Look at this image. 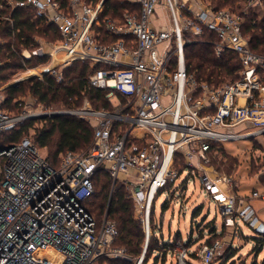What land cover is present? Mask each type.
I'll return each mask as SVG.
<instances>
[{"label": "built area", "instance_id": "2783aa9c", "mask_svg": "<svg viewBox=\"0 0 264 264\" xmlns=\"http://www.w3.org/2000/svg\"><path fill=\"white\" fill-rule=\"evenodd\" d=\"M253 1L248 5L256 4ZM130 2L133 8L126 9L124 16L111 18L102 12L104 0L96 4L86 0H0V54L9 56L5 63L0 59V66L13 62L15 56L25 66L8 85L30 79L47 82L48 75L60 85L65 70L83 62L92 68L89 85L106 90L110 103L116 99L111 109L93 108L85 98L78 106L53 110L31 96L38 104L20 101L18 110L11 111L0 98V264L133 260L125 248L113 247L119 235L116 222L106 213L98 224L85 206L95 192L94 176L101 168L108 169L115 180L122 172L129 175L147 229L145 252L157 196L180 176L171 167L177 152L191 148L208 161L212 142L264 134V55L251 49L243 33L246 10L212 4L193 9L192 0ZM19 7L31 20L39 21V26H55L60 35L47 44L34 36L30 45L20 49L11 44L4 36H14L12 30L7 33V26L13 27V12ZM209 32L214 39L206 38ZM195 42L211 43L217 56L226 51L240 53L244 69L239 78L219 86L198 84L188 71L186 54V48ZM35 58L47 60L28 64ZM200 87L205 93L194 97ZM52 115L92 122L91 146L82 152H62L56 166L29 137L4 141L7 133L20 129L26 121ZM190 174L196 171L190 169ZM201 178L223 213H232L236 197L221 188L223 181L232 180L212 179L207 173ZM253 196L264 199V188L255 190ZM235 211L253 230L264 234V222L251 205ZM177 246L179 264H188V248L180 242ZM221 246L219 240L205 243L196 253L210 264ZM142 260L140 257L137 264Z\"/></svg>", "mask_w": 264, "mask_h": 264}, {"label": "rangeland", "instance_id": "374dc122", "mask_svg": "<svg viewBox=\"0 0 264 264\" xmlns=\"http://www.w3.org/2000/svg\"><path fill=\"white\" fill-rule=\"evenodd\" d=\"M98 1L100 0L93 1V3L96 4L98 3ZM216 1L215 0H192V3H189V5L193 9L197 7H209L211 4L213 6L217 5ZM232 1H233V4L227 3L222 6L231 7L236 11L246 10V13L244 14L243 33L245 37L249 40L250 47H251L252 46V35H251L252 31H248L247 33V32H244V30H245V27L247 26V22L250 20L252 15L256 17V20L258 23L264 22V0H261L260 2L257 0H254L256 4H253L252 6L248 5L251 0H232ZM125 2L127 3L126 5L128 6V8L126 9L133 8L130 0H125ZM104 6H105V2H104ZM104 11H105V7L103 8V11H102L103 14H104ZM124 12H125V9L124 10L121 9L117 14H113L112 12H110L109 14L114 15V17H111V16H108V17L121 18L122 16H124L123 14ZM166 17H167V14H166ZM36 36L39 37L41 43L43 44H47L49 40L52 41V39L55 38V37L54 38L50 37L49 39V38H46V36L44 37L40 35H36ZM206 38L211 39V40L214 39V37H206ZM253 51L264 55V51H259V50L258 51L253 50ZM234 52L240 58V53L236 51ZM214 53L217 56L215 49H214ZM223 54L224 53H222V55ZM222 55L217 56V57L220 58L222 57ZM8 58L9 56L6 54V52L4 54H0V59L3 61V63H5ZM243 69L244 67L241 66L239 71ZM18 72H23V71H17V73ZM16 75L18 74L15 73L10 80L11 81L14 80ZM9 82L10 81H8L7 83L3 85H0V98L3 101L6 96L5 88L9 86L8 85ZM197 82L198 84H201L202 82H207V81H197ZM208 84L211 86H215L210 83ZM24 86H26L24 92L19 93L17 98L15 99L16 101L14 102H17V101L23 102L25 100L27 103L31 102V103L38 104V101L36 99L31 98L32 95L29 92V89L26 83H24ZM200 93H205L202 87H200V89L197 90L196 93H194V97H196ZM114 100L115 101L113 102L111 101L112 103H110L112 104L111 108H113L114 102H116V99ZM89 105L93 108H96V106L91 101H89ZM43 106L46 107L45 105ZM11 107L16 108L14 106H11ZM63 107H64L63 102L61 101V102H54L51 105H49L47 108L56 110V109H62ZM10 110L17 111L18 108L16 110L15 109L13 110L10 109ZM42 125L43 123H41V121H38L37 123H35L29 129L25 137H29L35 144H37L41 148V152L44 156L51 158L52 160H56L54 159L52 152H50V148L41 147L34 140L33 136L35 134L36 128L42 127ZM241 127L242 126L237 127L236 130L240 129ZM260 138H258L257 140L242 139V140H234V141H231V140L220 141L218 145L216 146V148L213 150L212 154L209 155V153H207L208 154L207 156L209 159L208 161H205L204 159L199 157L197 152H194L191 148L189 150H187L186 148H183L182 150L177 152L174 156V160H173L171 167H173L174 170L180 173L179 167H182L184 165L185 171L182 174H180L178 179L175 181V184H171L167 186L166 189L160 192L159 195L157 196L156 207H155V218H156L155 222L157 224L156 233H160L159 235L162 236V238H165L166 236L167 239H170V237H173L175 240L184 239V242H187L188 245L190 246V245H195L196 243L198 244L201 238H205V237L210 238L211 236L208 235V232L210 234L211 230H214V233L212 236L216 238V240H219L222 246L218 249L212 263L210 264H260L262 260L264 259V244L260 246V242L257 241L255 237H253V236H258L259 233L253 230L247 222H244L243 220L239 218L238 215L235 214V213H238L235 210L245 208V205L238 206L237 204L238 195L229 193L230 196L236 197V200L234 201V211L230 214H226L225 212L223 213L224 210L222 211L221 206L217 203L216 198L214 196H211L208 193L203 181L200 178L202 177L203 173H207L211 176V178L213 177V179H219V177L224 176V177L230 178L232 180V183H234L233 178L228 175H234V170L236 168V165L237 164L241 165L240 174H243V179H246L245 177H247V179L244 180V182L247 183L246 186H248V189L250 188L248 190V193H250L249 195L251 196L252 194V197H254L253 193H251L250 191H251V188L255 186V181L253 180V178L251 179L250 173L253 176H257V177L259 176L260 179L261 178L264 179V139H263L264 137L261 139ZM235 156H238L241 159L242 164H240L239 161H237V157ZM246 165H248L247 166L248 170H250L249 176L245 175ZM188 167H191L190 169H193L194 171H196V174L198 175L199 178L197 176L195 177L194 175H191L190 169H188ZM103 169H106V168H103ZM128 176L129 175L126 172L125 173L122 172V174L120 175V178L115 180L113 176L111 175V177L108 179V182H109L108 201L117 192L118 188L122 186L125 192L126 199H128L131 202L134 216L141 223L145 233H144V240L142 243V247L140 248L139 254H133L130 251H128L126 247L121 246L119 244V241L117 240L118 238L117 237L115 239L113 247L125 248L127 253L134 257L133 260H129V261L122 260V259L117 260V261H120L119 263L121 264H137L140 257H143L141 264H179V260L176 259L177 256L173 254L174 252L177 251V248H176L177 245L173 247L172 244L166 243L165 240H163V243H161L162 239H161V242H160L161 244H160L154 237L152 238V236L156 234L154 233L152 228L150 232L151 235L149 237L148 246H147L146 251L144 252V247H145L146 239H147V232H146L147 229L145 228L144 221L140 213V202L132 194L133 184L128 180ZM238 176H239V173H237V177ZM257 177L255 178L257 179ZM103 182H106L104 174L99 176V178L95 182L96 193L89 200L87 204L88 208L92 211L93 215L99 221H103L102 219L104 218L106 213H108V216H109V212H108L109 206L107 204L102 205L101 184ZM225 182L230 183L229 181H225ZM234 188H236L235 184H234ZM263 188H264V185H263ZM256 198H259V197H256ZM263 200L264 199L260 197L259 199L253 200L252 203L256 207V209L253 207V209L255 210V213H256V210H258V212L261 211V213L259 212V217H261V219L264 220V208L259 210L261 206H264ZM166 202H169V204H167V207L164 209V204ZM194 210L195 211L198 210L200 214L198 216L193 217V213H195ZM234 215H235L236 221L235 219L233 220ZM111 218L113 221L116 222L117 228L119 229L118 219H116L115 216ZM231 218L232 220H229ZM227 220L231 221V223H228ZM100 224H102V222H100ZM159 224H160V227H159ZM161 225H162V228H161ZM204 242L207 243L206 241ZM158 244L160 246L159 249H158ZM162 244L165 246L168 244V247H169V250L166 251L165 253L163 251V254L161 252L165 248H163ZM150 246L156 247V251H154V254L152 255H151V252L153 250L150 248ZM198 247L200 248V246ZM195 254L197 255L196 251H195ZM188 257L189 259L191 258L189 254V249H188ZM193 258H194V264H205L202 262V260L200 259L198 255L197 257L193 256ZM189 259H187L188 264H189Z\"/></svg>", "mask_w": 264, "mask_h": 264}, {"label": "trees", "instance_id": "16d2710c", "mask_svg": "<svg viewBox=\"0 0 264 264\" xmlns=\"http://www.w3.org/2000/svg\"><path fill=\"white\" fill-rule=\"evenodd\" d=\"M90 2L97 0H88ZM216 1V0H215ZM216 8H222L224 4H233L232 0H217ZM125 0H106L105 1V11L104 16L117 14L121 9L128 8ZM108 14V15H107ZM14 24L13 27L9 29L7 26V33L12 30L14 36L5 35L4 37L14 43L17 48L21 46L30 45L34 36H46V38L52 37L56 38L60 35L57 31L58 29L53 25H42L39 26V21L31 20L30 16L25 14L24 10L16 8L13 12ZM252 31V46L251 48L256 51H264V22L258 23L256 17L252 15L250 20L247 22L244 32ZM5 32H2L4 34ZM246 34V33H245ZM207 37H214L213 34L207 33ZM25 38V40H23ZM32 43V42H31ZM10 47V46H9ZM187 54V66L190 74H193L197 81H207L208 83L219 86L223 85L229 81H235L239 77V70L241 68L242 62L239 56L234 51L225 52L222 57H217L214 53V46L211 43H199L195 42L190 44L186 48ZM13 62L6 63L0 66V85L7 83L17 71L25 70L23 60L15 56ZM46 58H35L29 60L28 64L35 65L38 63L46 62ZM92 71L89 64L83 62H77L71 68H68L64 72V82L60 85L55 84L54 79L51 76H47V82H43L38 79H30L19 84L9 85L5 88L6 96L3 101V106L7 109H17L19 107L18 102H14L19 93H23L25 90L24 83L27 84L29 92L31 95L39 100L43 105L48 107L54 102H63V106H78L82 103L83 99L87 97L96 108H111L110 101L106 97L107 91L99 88H95L89 85L87 77ZM14 106L16 108H12ZM38 121L43 122L42 127L36 128L34 134V140L41 147L50 148L54 159L48 158L51 163L58 166L61 161V153L65 151H85L94 140V124L88 122L87 120L80 119L71 115H52L43 118H35L26 121L20 129H14L7 133L4 141L6 142H18L26 136L29 129ZM212 148L208 152L209 155L212 154L213 150L216 148L218 143L212 142ZM179 167V166H177ZM180 174L185 171V166L179 167ZM105 175V181L101 184L102 192V205L107 204L109 206V218L115 216L119 222V235L117 240L121 246H124L133 254H139L140 248L144 240V230L138 219L135 218L133 213V208L131 202L126 199L125 192L122 186H120L117 192L109 199V182L108 179L111 177V173L107 169L101 168L94 176V182L97 181L99 176ZM172 183L169 182L168 186ZM96 186V185H95ZM96 193V189L94 194ZM90 196L85 201V206L88 208L87 204L89 200L94 196ZM167 207V202L164 204V209ZM93 214V213H92ZM200 212L197 210L194 213V217L198 216ZM104 219V218H103ZM102 219V220H103ZM112 219V218H111ZM98 220V219H97ZM155 218V208L152 213V229L154 233L157 231V224ZM98 220V224H100ZM214 230H211V237L206 240V244L212 245L216 238L212 235ZM159 243L161 242V236L157 233L152 236ZM257 241L260 242V246L264 244V234H259L258 236H253ZM161 244V243H160ZM188 245V243H186ZM205 244V243H204ZM173 247L176 243L172 244ZM203 245V244H202ZM200 245V247L202 246ZM163 248L168 247L163 245ZM158 244V249H159ZM153 250L151 255L156 251V247H151ZM199 248V247H198ZM263 248V247H261ZM157 249V250H158ZM168 249V248H167ZM162 250V249H160ZM159 251V250H158ZM167 250H162V254ZM197 251V250H196ZM192 256H196L195 252ZM233 256V255H232ZM197 257V256H196ZM120 261H111V264H118ZM121 264V263H119ZM189 264L192 262L189 261ZM260 264H264V259Z\"/></svg>", "mask_w": 264, "mask_h": 264}, {"label": "crops", "instance_id": "0c3cea01", "mask_svg": "<svg viewBox=\"0 0 264 264\" xmlns=\"http://www.w3.org/2000/svg\"><path fill=\"white\" fill-rule=\"evenodd\" d=\"M161 13H163V12H161ZM160 13V14H161ZM159 22L160 23H164L163 21H161V20H159ZM263 138L264 137V134H261V135H259V136H256L255 138H251V139H255V140H257L258 138ZM260 138V139H261ZM264 139V138H263ZM244 141V140H243ZM263 141V140H262ZM233 155V154H232ZM235 157H237V161H239V163L240 164H242V162H241V159L238 157V156H235ZM248 165H246V168H245V171H246V173H245V175H248L249 176V172H250V170H248V167H247ZM240 167H241V165H236V168H235V170H234V175H228V176H230V177H232L233 178V182L234 183H227V182H222V184H221V188L227 193V194H237L238 196H237V199H238V201H237V204H238V206H243V205H251L252 207H254L255 209H256V207H255V205L252 203V201L253 200H255V199H259V198H256V197H252V194H251V196L249 195L250 193H248V190L250 189H248V186H246L247 185V183H245L244 182V180H246L247 179V177H245L246 179H243V174H240ZM237 173H239V176L237 177ZM209 175V174H208ZM195 177L197 176L198 177V175L197 174H195L194 175ZM210 176V175H209ZM211 177V176H210ZM224 177V176H223ZM223 177H221V178H223ZM250 177H251V179L253 178V180L255 181V186H253V188H251V193H253V191H257V190H261L262 188H263V185H264V179L263 178H261L260 179V177L258 176H253V175H251V173H250ZM255 177H257V179L255 178ZM199 178V177H198ZM201 178V177H200ZM255 178V179H254ZM212 179H213V177H212ZM249 179V178H248ZM201 180H202V178H201ZM250 180V179H249ZM203 181V180H202ZM251 181V180H250ZM234 184H235V186H236V188H234ZM231 188H233V189H231ZM229 194V195H230ZM156 201H157V199H156ZM264 201V200H263ZM167 204H169V202H167ZM155 207H156V202H155ZM264 208V206H261L260 207V209L259 210H261V209H263ZM195 211V210H194ZM260 213H261V211H259ZM259 212H258V210H256V213H257V215H258V217H259ZM193 217H194V213H193ZM260 219H261V217H259ZM263 222H264V220L263 219H261ZM162 225H163V223H162ZM162 225H161V228H162ZM159 227H160V224H159ZM170 228H171V226H170ZM158 235L160 234V233H157ZM211 234V233H210ZM208 235H209V232H208ZM172 236V235H171ZM194 236V235H193ZM209 237V236H208ZM161 238H162V236H161ZM208 238L207 237H205V238H201L200 240H199V242H198V244L196 243L195 245H187L186 243L187 242H184V239H182V240H175L173 237H170V239H167L166 238V236H165V238H162V242L161 243H163V240H165V242L166 243H169V244H173V243H176V245L180 242V243H182V244H184L185 246H187V248L189 249V254H190V259H189V257H188V259H189V261L190 262H192V264H194V258H193V256H192V253L193 252H195L196 250H198L197 248H198V246H200V245H202V244H204L205 242L204 241H206ZM202 241V242H201ZM167 246H168V244H167ZM177 248V251L176 252H174L173 254H175V256H177V254H178V252H179V249H178V246L176 247ZM169 250V247H168V249H167V251ZM172 252V251H171ZM169 253H170V251H169ZM197 256V255H196ZM175 259V258H174ZM176 259H177V257H176Z\"/></svg>", "mask_w": 264, "mask_h": 264}, {"label": "water", "instance_id": "95a60500", "mask_svg": "<svg viewBox=\"0 0 264 264\" xmlns=\"http://www.w3.org/2000/svg\"><path fill=\"white\" fill-rule=\"evenodd\" d=\"M106 0H104V2H105Z\"/></svg>", "mask_w": 264, "mask_h": 264}]
</instances>
